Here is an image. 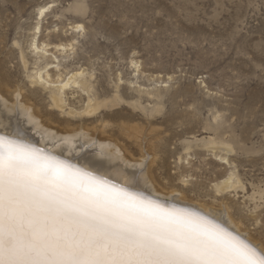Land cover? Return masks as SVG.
Listing matches in <instances>:
<instances>
[{
    "label": "rangeland",
    "instance_id": "obj_1",
    "mask_svg": "<svg viewBox=\"0 0 264 264\" xmlns=\"http://www.w3.org/2000/svg\"><path fill=\"white\" fill-rule=\"evenodd\" d=\"M77 2L83 13L73 10ZM43 5L52 7L41 41L74 42L75 53L63 65H82L98 91L126 100L88 124L97 138L117 141L129 159L140 160L142 147L124 131L152 130L154 161L151 155L145 169L158 188L216 208L226 203L264 245V0H0V83H7L5 91L20 88L45 127L65 135L84 126L85 117L54 108L47 91L30 83L32 65L27 70L20 61V46L28 51ZM78 23L84 29L72 38L69 28ZM84 100L75 93L69 103L79 108ZM137 100L147 111L130 104ZM210 139L232 146L230 163L206 145ZM84 145V152L93 149ZM231 171L242 186L218 193L214 183Z\"/></svg>",
    "mask_w": 264,
    "mask_h": 264
},
{
    "label": "snow or ice",
    "instance_id": "obj_2",
    "mask_svg": "<svg viewBox=\"0 0 264 264\" xmlns=\"http://www.w3.org/2000/svg\"><path fill=\"white\" fill-rule=\"evenodd\" d=\"M0 134V264H264L208 214L169 207Z\"/></svg>",
    "mask_w": 264,
    "mask_h": 264
},
{
    "label": "bare ground",
    "instance_id": "obj_3",
    "mask_svg": "<svg viewBox=\"0 0 264 264\" xmlns=\"http://www.w3.org/2000/svg\"><path fill=\"white\" fill-rule=\"evenodd\" d=\"M51 7L52 5L39 7L37 23L33 29L28 51L20 46V61L27 70L29 65H32L27 73L30 83L47 91L51 105L63 111H66L68 107L67 113L69 115L85 117L84 126L66 131L65 135H57L52 129L45 127L40 111L34 107L30 98L23 95L20 88L12 92L5 91L4 88L7 83L1 82L0 134L21 139L35 148L40 147L38 149H43L45 152L66 160L77 167L86 168L94 174L103 175L116 184H126L135 175L138 179L132 185V190L141 192L153 199H159L169 207L187 208L201 214H208L210 218L216 219L225 227H228L229 230L239 234L241 239H247L253 245L264 248L262 243L254 239L248 231L241 227L240 222L232 215L226 203H222L220 207L216 208L209 204L190 200L181 190L164 191L158 188L150 168L145 169V162L151 155L153 157L150 162L153 163L154 161L153 150L155 144L149 137L153 132L152 130L147 132L146 128L130 127L124 131L126 137L139 142L142 147L143 155L140 160L129 159L126 148L117 141L102 136L99 139L97 138L96 133L88 127V124L97 120L94 118L105 110L119 108L122 103H126V100L120 93H115L110 97L107 93L98 91L93 80L94 74L87 71L82 65L72 70L70 65H63V61L66 62L71 58L72 53H75L74 42L53 44L49 40L41 41L43 21ZM73 10L83 13V3L77 2L73 6ZM83 29L84 27L80 23L72 25L69 28L71 30L70 34H74L72 38ZM53 32L56 31L50 30L48 33ZM28 55H30L32 61L29 60ZM134 66L138 67L137 62H134ZM119 81H121V78H119ZM120 84L121 82L117 85ZM139 87L140 93L151 96L148 89L141 88L140 85ZM75 93L80 94L83 98L85 97L79 108L70 106L69 103L70 95L72 96ZM8 94H11L13 98L9 99ZM157 98L159 100L161 96ZM158 100H156L157 109H152L153 112L159 111ZM130 104L136 109L143 111L147 109L140 100L130 102ZM149 112L152 114V111ZM96 127L101 129L98 125ZM78 141L83 142V144L78 146ZM84 144H92L93 149L91 148L92 150L87 152L82 151L80 148ZM206 145L214 152L219 150L224 153L221 156L223 163H230L227 156L233 151V148L229 143L223 140L210 139L206 142ZM214 185L218 193L226 194L242 186V182L237 173L231 171L227 177L214 183Z\"/></svg>",
    "mask_w": 264,
    "mask_h": 264
},
{
    "label": "water",
    "instance_id": "obj_4",
    "mask_svg": "<svg viewBox=\"0 0 264 264\" xmlns=\"http://www.w3.org/2000/svg\"><path fill=\"white\" fill-rule=\"evenodd\" d=\"M38 148H40V147H38ZM42 148V147H41Z\"/></svg>",
    "mask_w": 264,
    "mask_h": 264
}]
</instances>
